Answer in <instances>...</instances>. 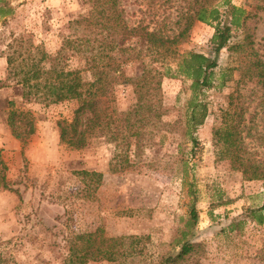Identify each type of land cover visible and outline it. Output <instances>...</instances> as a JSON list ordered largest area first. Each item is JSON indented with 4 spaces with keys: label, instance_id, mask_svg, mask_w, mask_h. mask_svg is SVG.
Listing matches in <instances>:
<instances>
[{
    "label": "rangeland",
    "instance_id": "1",
    "mask_svg": "<svg viewBox=\"0 0 264 264\" xmlns=\"http://www.w3.org/2000/svg\"><path fill=\"white\" fill-rule=\"evenodd\" d=\"M14 14L0 21V259L1 264H66L69 242L76 235L100 228L107 236L147 235L145 254L128 259L126 264H150L161 253L173 250L172 241L180 234L194 203L198 219L188 238L202 242L203 264H264V224L246 218L242 230L230 232L228 224L249 209L260 206L264 197L262 180H244L238 171L221 159L212 143V126L218 108L225 105L232 90L239 63L234 53L222 49L215 68V87L207 90L208 115L194 135L195 145L185 134L188 81L164 77L162 80V125L135 156L129 153L132 167L110 170L116 152L114 144L97 136L81 149H71L59 139L57 120L70 117L75 101L45 105L24 100L16 78L8 74L7 44L18 36L42 43L50 56L59 53L63 36L70 33L68 22L87 13L90 0H10ZM188 0H120L129 24L142 22L150 28L171 32L177 15L186 10ZM256 13L247 21L254 28V47L264 60V11L262 0H231ZM214 29L195 21L178 52L193 50L212 54L210 37ZM240 34V32L238 33ZM234 39V38H233ZM62 61L69 68L83 67L72 52ZM147 62V58L144 59ZM144 60L126 64L128 75L136 76ZM56 61L48 60L50 66ZM174 65V61H171ZM225 73L221 84L219 74ZM82 76L91 79L90 71ZM246 85V94L254 88ZM255 88H258L257 86ZM257 90V89H256ZM246 101V127L252 133L260 123V89ZM248 99V98H246ZM34 117L35 132L22 148L7 125L9 102ZM135 101L132 87L118 83L113 106L126 110ZM264 120V117H263ZM264 122V121H263ZM245 132V131H244ZM257 158H264V146L251 137L245 139ZM133 149V147H131ZM102 173L96 191L87 193L74 171ZM2 173L7 182L3 186ZM88 195H87V194ZM85 194L88 196L86 197ZM86 264H121L120 261H89Z\"/></svg>",
    "mask_w": 264,
    "mask_h": 264
},
{
    "label": "trees",
    "instance_id": "2",
    "mask_svg": "<svg viewBox=\"0 0 264 264\" xmlns=\"http://www.w3.org/2000/svg\"><path fill=\"white\" fill-rule=\"evenodd\" d=\"M262 1L259 8L264 11ZM186 5V10L179 13L170 26L172 31L167 32L160 26L150 28L142 22L129 24L120 0H90L87 13L68 22L70 33L63 36L60 51L54 56L47 53L42 43L34 44L21 35L14 37L7 44L10 48L6 54L8 74L16 78L21 97L26 101L32 98L45 105L75 101L71 116L57 120L60 141L68 148L81 149L92 138L104 136L116 150L110 170L119 172L132 167L129 153L133 151L137 156L151 140L154 130L163 124L161 84L164 77L188 81L184 127L192 144H196L194 133L209 112L205 93L216 86L218 55L226 49L234 53L239 62L231 68L238 71V78L226 96L225 105L214 114L212 143L218 156L227 160L232 170L240 172L244 180L264 182V158L255 157L245 142L251 137L260 141V147L264 146L263 109L260 112V123L263 124L260 135L256 134L257 130L253 134L252 128L246 127L249 110L246 101H250L259 89L260 107L264 106V60L254 47V28L247 26V21L256 13L233 4L231 0H188ZM13 14L12 2L0 0V21H7ZM195 21L213 27L210 37L212 54L193 50L179 54L178 45L185 40ZM67 51L82 59V68H69L62 61ZM139 59L144 60L140 74L128 75L126 64ZM48 60L56 63L46 66ZM83 70L90 71L91 79L82 76ZM225 77L224 72L219 74L221 84ZM118 83L129 84L135 98L122 111L113 106L114 88ZM248 83H254L258 88L254 87L246 94ZM9 104L7 125L23 148L35 132L34 117L29 110L15 107L12 101ZM2 168H5L3 163ZM74 173L84 183L87 193L96 191L102 182L101 172L82 169ZM1 179L7 188L3 173ZM246 218L264 224V197L259 207L233 219L228 224L229 231L240 232ZM197 219V209L192 203L184 228L172 241L173 250L161 253L150 264H203V243L187 237ZM148 239L149 236L138 234L107 236L97 228L70 240L65 263L105 260L126 264L128 259L145 254L144 242ZM260 258L264 261V246Z\"/></svg>",
    "mask_w": 264,
    "mask_h": 264
}]
</instances>
